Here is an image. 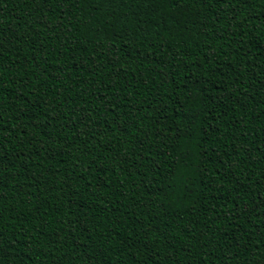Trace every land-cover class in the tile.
I'll list each match as a JSON object with an SVG mask.
<instances>
[{
  "label": "trees",
  "instance_id": "1",
  "mask_svg": "<svg viewBox=\"0 0 264 264\" xmlns=\"http://www.w3.org/2000/svg\"><path fill=\"white\" fill-rule=\"evenodd\" d=\"M0 264H264V0H0Z\"/></svg>",
  "mask_w": 264,
  "mask_h": 264
},
{
  "label": "snow or ice",
  "instance_id": "2",
  "mask_svg": "<svg viewBox=\"0 0 264 264\" xmlns=\"http://www.w3.org/2000/svg\"><path fill=\"white\" fill-rule=\"evenodd\" d=\"M179 187L182 183V172L180 170H176V179L173 181Z\"/></svg>",
  "mask_w": 264,
  "mask_h": 264
}]
</instances>
